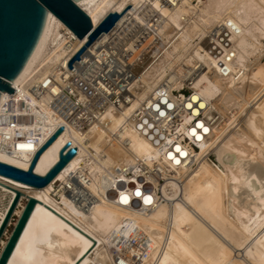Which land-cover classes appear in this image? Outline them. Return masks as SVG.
Segmentation results:
<instances>
[{"label": "bare ground", "instance_id": "6f19581e", "mask_svg": "<svg viewBox=\"0 0 264 264\" xmlns=\"http://www.w3.org/2000/svg\"><path fill=\"white\" fill-rule=\"evenodd\" d=\"M77 4L95 26L109 12L121 13L83 56L95 59L86 79L95 106H88L86 123L66 120L47 98L30 92L57 74L66 55L63 29L71 30L51 12L39 46L12 83L17 93L0 99V112L13 98L17 106L10 115H35L32 122L0 121V161L27 170L61 125L34 172L44 176L67 142L76 147L44 187L0 176L1 184L24 194L13 216H20L26 196L42 203L36 202L7 264H75L79 237L93 244L44 205L95 241L77 264H264V0ZM86 41L76 37L70 52ZM185 85L190 94L176 95ZM158 107L165 118L154 123ZM141 117L155 133L140 131ZM22 130L32 136L14 141ZM27 144L32 147H20ZM177 144L187 153L179 165L166 155ZM0 190L9 195L1 225L16 193L2 185ZM145 196L151 203H144ZM10 233L5 231L6 239Z\"/></svg>", "mask_w": 264, "mask_h": 264}, {"label": "water", "instance_id": "95a60500", "mask_svg": "<svg viewBox=\"0 0 264 264\" xmlns=\"http://www.w3.org/2000/svg\"><path fill=\"white\" fill-rule=\"evenodd\" d=\"M77 1L0 0V99L5 92L12 93L14 91L12 83L35 53L47 30L51 17L49 12L59 18L78 38L82 39L87 36V41L75 54L70 64L78 59L80 54L102 33L108 32L121 17V13L109 12L99 24L93 26L90 16L77 4ZM60 128L37 150L27 170L0 161V176L36 188L47 185L76 153V147H70V142H67L59 151V161L44 176L34 172V167L40 154L62 132ZM0 185L16 193L0 225L1 243V239L9 226V221L13 217L21 196L24 194L21 190H14L1 183ZM26 197L24 208L0 252V264H7L36 202H39L32 196ZM39 203L42 204L41 202ZM44 206L92 240L93 244L91 247L94 245L95 241L93 239L48 206ZM82 258L80 257L75 264Z\"/></svg>", "mask_w": 264, "mask_h": 264}, {"label": "built area", "instance_id": "2783aa9c", "mask_svg": "<svg viewBox=\"0 0 264 264\" xmlns=\"http://www.w3.org/2000/svg\"><path fill=\"white\" fill-rule=\"evenodd\" d=\"M93 26L95 25L93 24ZM63 32L66 36V42L64 44L66 55L63 56L64 60L56 66L57 74H55V72L49 74L43 84H35L30 88V92L36 98H47L49 106H51L58 114L62 115L66 120L76 121L78 124L84 125L87 120L88 106H95L93 99H91V90L88 89L86 83V79L92 74L93 64L95 63V59L89 60V57H94V54H91L88 58H84L83 56L86 55V51L88 49L86 48V50L80 54L79 58L70 64L71 60L80 48L71 53V44L76 40L77 36L72 31H68L66 29H63ZM64 57H66V59ZM56 75H59V79H56ZM52 84H57L60 87L58 93L51 92ZM15 93L14 91L12 92V94ZM11 97H13V95ZM81 97L84 98L86 103L81 102L77 105L76 102L80 100ZM57 98L59 99V102H57ZM15 106H17V103L13 98L7 100L3 104L0 112V121L2 124L32 122L34 120V113L19 116L17 114L10 115V110L15 109ZM19 106L26 105L24 101H21ZM77 108L79 109L78 111ZM27 110L30 111V107H27ZM67 114H71L74 119H69ZM30 136H32V132L22 130L16 132L12 139L14 141H18Z\"/></svg>", "mask_w": 264, "mask_h": 264}, {"label": "snow or ice", "instance_id": "6c2138e0", "mask_svg": "<svg viewBox=\"0 0 264 264\" xmlns=\"http://www.w3.org/2000/svg\"><path fill=\"white\" fill-rule=\"evenodd\" d=\"M156 7L159 8V4H157ZM213 42L215 43V41H213ZM233 55H234V53H233ZM104 67H105V68L108 67L107 63H105ZM221 71H224V69H221ZM58 91H59V90H58L57 88H52V89H51V92H53V93H57ZM103 91H104L105 94H107V90H106V89H103ZM191 100H193V101H198L199 98H198L197 96H192V97H191ZM57 102H59V99H58V98H57ZM81 102H85V103H86V101H84V98H83V97H81L80 100H78V101L76 102V104L78 105V104L81 103ZM198 106H199V108H201V109L204 108V104H203V103H199ZM166 107L170 109V108H172L173 106H172L171 104H167ZM187 107H188L189 109H192L193 105H192L191 103H189V104L187 105ZM78 110H79V109L77 108V111H78ZM137 111H139V110H137ZM67 115H68V118H69V119H74V117H73L71 114H67ZM145 115H148V116H149V119H152V116H151L148 112H145ZM160 118H165V112H164V111H160V110H159V107H158L157 115H156V118H155V120H154V123H157V122L160 120ZM139 126H140V131H141V132H145V130H147V129H152V131H153L154 133H155V131H156V129L153 128V126L150 125V124L148 123L147 120L143 119V117L140 118ZM198 127H199V129L202 130L203 133H208V132H209V128L205 127L203 123H199ZM63 128H64V126L61 125L60 130L63 131ZM191 132H192V135L195 137L196 140H200V139H201V136L196 135V132H197V128H196V127H193V128L191 129ZM165 143H171V142L166 141ZM20 147H22V148H23V147L31 148L32 145H31V144L20 145ZM174 153H175V154H174ZM174 153L171 152V151H169V152L166 153V155H167L168 159L171 160V161H172L173 163H175L176 165H179V164L181 163L180 157H185V156H187V153H186L185 151H183V150L181 149L180 145H178V144L175 145ZM37 171H39V169H37ZM120 179H123V177H120ZM136 195H137V196H140V195H141V193H140L139 190L136 191ZM128 199H129V198H128L127 195H123V194H121V196H120V200H121L124 204H127V203H128ZM151 201H152L151 196H145V197H144V203L148 204V203H151ZM79 239L82 241V245H81V250L79 251V256H78V258H79V257H83V256L89 251V249H90V247H91V245L89 244L88 240H85L83 237H79ZM85 264H87L86 261H85ZM119 264H123V261H120Z\"/></svg>", "mask_w": 264, "mask_h": 264}, {"label": "rangeland", "instance_id": "374dc122", "mask_svg": "<svg viewBox=\"0 0 264 264\" xmlns=\"http://www.w3.org/2000/svg\"><path fill=\"white\" fill-rule=\"evenodd\" d=\"M264 41V40H263ZM190 89L188 88L187 85L184 86V89H181L180 91H175V94L176 95H180V94H185V95H189L190 94ZM180 93V94H179ZM19 95H22V94H19ZM210 159H212L213 161H215V157L213 154H211L210 156ZM160 183L163 182L162 179L159 180ZM56 189H58V185L55 186ZM58 196V195H57ZM55 194V197L58 198ZM8 200H9V195L8 194H5L3 191L0 190V211H2L3 209H5L7 203H8ZM18 216L14 215L12 220H11V223L10 225L7 227V230L6 232L7 233H10L16 220H17ZM3 239L5 240L6 239V234L3 236Z\"/></svg>", "mask_w": 264, "mask_h": 264}]
</instances>
